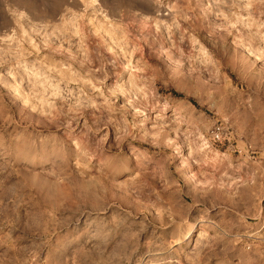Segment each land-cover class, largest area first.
I'll return each instance as SVG.
<instances>
[{
    "label": "rangeland",
    "instance_id": "374dc122",
    "mask_svg": "<svg viewBox=\"0 0 264 264\" xmlns=\"http://www.w3.org/2000/svg\"><path fill=\"white\" fill-rule=\"evenodd\" d=\"M0 264H264V0H0Z\"/></svg>",
    "mask_w": 264,
    "mask_h": 264
},
{
    "label": "built area",
    "instance_id": "2783aa9c",
    "mask_svg": "<svg viewBox=\"0 0 264 264\" xmlns=\"http://www.w3.org/2000/svg\"><path fill=\"white\" fill-rule=\"evenodd\" d=\"M215 137H216L217 139H219V138H220V134L217 133V134L215 135Z\"/></svg>",
    "mask_w": 264,
    "mask_h": 264
}]
</instances>
